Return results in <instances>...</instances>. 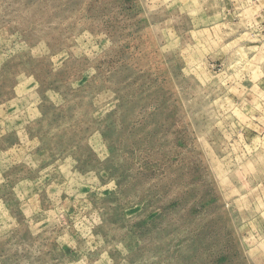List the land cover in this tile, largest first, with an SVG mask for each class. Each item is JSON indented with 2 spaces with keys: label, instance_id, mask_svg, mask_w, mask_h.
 <instances>
[{
  "label": "rangeland",
  "instance_id": "374dc122",
  "mask_svg": "<svg viewBox=\"0 0 264 264\" xmlns=\"http://www.w3.org/2000/svg\"><path fill=\"white\" fill-rule=\"evenodd\" d=\"M0 264H264V0H0Z\"/></svg>",
  "mask_w": 264,
  "mask_h": 264
}]
</instances>
